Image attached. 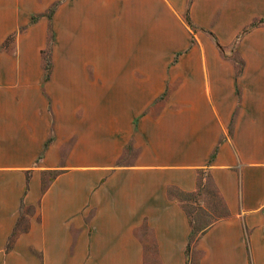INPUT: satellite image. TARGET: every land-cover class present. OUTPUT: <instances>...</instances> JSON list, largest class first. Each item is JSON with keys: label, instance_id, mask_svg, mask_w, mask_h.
I'll return each mask as SVG.
<instances>
[{"label": "crops", "instance_id": "0c3cea01", "mask_svg": "<svg viewBox=\"0 0 264 264\" xmlns=\"http://www.w3.org/2000/svg\"><path fill=\"white\" fill-rule=\"evenodd\" d=\"M262 200L264 0H0V264H264Z\"/></svg>", "mask_w": 264, "mask_h": 264}, {"label": "rangeland", "instance_id": "374dc122", "mask_svg": "<svg viewBox=\"0 0 264 264\" xmlns=\"http://www.w3.org/2000/svg\"><path fill=\"white\" fill-rule=\"evenodd\" d=\"M8 40L6 44L8 45ZM48 53V51H46ZM53 171H44L42 173L43 185H46L50 178L53 177ZM179 199L181 206L189 214L192 230L190 233V242L196 241L198 235L216 219L223 217L228 213V209L220 194L218 193L209 174L201 170L198 175V184L193 192H182L177 189H172ZM264 200H262L263 202ZM264 208V207H263ZM31 211L29 207H22L21 217L17 228L23 227L26 216ZM248 234V230H245ZM200 251L191 250L189 260L191 264H196Z\"/></svg>", "mask_w": 264, "mask_h": 264}, {"label": "trees", "instance_id": "16d2710c", "mask_svg": "<svg viewBox=\"0 0 264 264\" xmlns=\"http://www.w3.org/2000/svg\"><path fill=\"white\" fill-rule=\"evenodd\" d=\"M51 10H52V8H50V10H49V12H48V15L51 13ZM186 19H187L188 24H189L190 26L193 27V24H192V22L190 21V19L188 18V16L186 17ZM188 246H189V245H188Z\"/></svg>", "mask_w": 264, "mask_h": 264}]
</instances>
